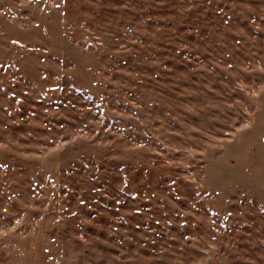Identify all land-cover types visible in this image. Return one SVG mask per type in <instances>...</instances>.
<instances>
[{"label":"rangeland","instance_id":"374dc122","mask_svg":"<svg viewBox=\"0 0 264 264\" xmlns=\"http://www.w3.org/2000/svg\"><path fill=\"white\" fill-rule=\"evenodd\" d=\"M0 264H264V0H0Z\"/></svg>","mask_w":264,"mask_h":264}]
</instances>
